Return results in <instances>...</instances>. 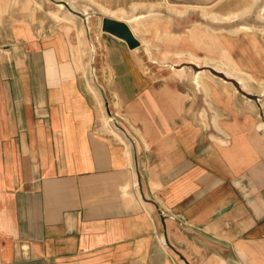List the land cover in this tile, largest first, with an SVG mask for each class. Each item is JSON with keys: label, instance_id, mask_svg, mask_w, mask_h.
Instances as JSON below:
<instances>
[{"label": "crops", "instance_id": "obj_1", "mask_svg": "<svg viewBox=\"0 0 264 264\" xmlns=\"http://www.w3.org/2000/svg\"><path fill=\"white\" fill-rule=\"evenodd\" d=\"M123 11L89 30L100 68L67 29L0 15V264H228L226 248L264 247V165L249 146L243 171L217 143L203 153L171 117L174 86L102 29L155 12Z\"/></svg>", "mask_w": 264, "mask_h": 264}, {"label": "rangeland", "instance_id": "obj_2", "mask_svg": "<svg viewBox=\"0 0 264 264\" xmlns=\"http://www.w3.org/2000/svg\"><path fill=\"white\" fill-rule=\"evenodd\" d=\"M107 9L155 12L129 19H139L132 27L142 44L150 41L146 48L141 42L137 46L145 58L142 64L154 74L158 88L177 90V105L167 103L171 117L186 124L192 140L201 133L205 155L211 141L217 143L219 155L232 154L235 169L243 171L238 165L248 160L249 146L252 163L264 165V0H0V15L4 10L27 22L38 21L37 16L45 28L67 29L75 42L79 37L74 48L84 49L90 68L102 66L89 53L95 43L89 30L93 35ZM199 250L181 248L175 255L194 261ZM225 250L228 264L264 262L259 240L237 244L235 252ZM206 253L202 255L209 257Z\"/></svg>", "mask_w": 264, "mask_h": 264}, {"label": "water", "instance_id": "obj_3", "mask_svg": "<svg viewBox=\"0 0 264 264\" xmlns=\"http://www.w3.org/2000/svg\"><path fill=\"white\" fill-rule=\"evenodd\" d=\"M102 29L125 40L131 48L140 45V41L136 38L130 26L123 20L105 16Z\"/></svg>", "mask_w": 264, "mask_h": 264}, {"label": "bare ground", "instance_id": "obj_4", "mask_svg": "<svg viewBox=\"0 0 264 264\" xmlns=\"http://www.w3.org/2000/svg\"><path fill=\"white\" fill-rule=\"evenodd\" d=\"M133 30V29H132Z\"/></svg>", "mask_w": 264, "mask_h": 264}]
</instances>
